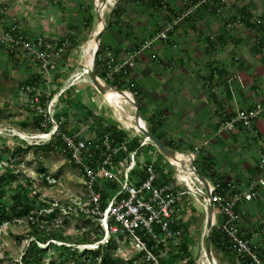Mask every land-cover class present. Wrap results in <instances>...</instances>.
Instances as JSON below:
<instances>
[{
  "label": "crops",
  "instance_id": "0c3cea01",
  "mask_svg": "<svg viewBox=\"0 0 264 264\" xmlns=\"http://www.w3.org/2000/svg\"><path fill=\"white\" fill-rule=\"evenodd\" d=\"M197 2L123 0L127 11L112 26L111 38L106 37L112 47L107 52L114 58L113 65H120L131 52L150 43L138 52L132 66L123 65L114 73L122 72L125 90L137 94L145 126L152 124L161 141H170L173 147L164 144L174 151L190 152L194 167L203 168L205 181L217 186L219 192L231 194L246 187L259 171L257 160L264 123L257 119L252 129L234 132H217V128L236 109L264 102V0H213L212 4L191 7ZM82 3L0 0V26L5 29L8 19H18L17 14L22 18L27 15V22H19L29 35L60 38L62 30L81 18ZM186 11L188 14L170 33L171 41L154 39L162 23ZM237 17L241 18L240 24L226 30V23ZM25 67L19 69L24 71ZM10 69L9 73L13 72ZM161 157L157 154L160 162ZM171 183L175 190L182 187ZM262 196L241 200L238 209L242 211V230L253 235L252 242L264 258V188ZM190 198L180 195L183 209L179 216L183 214L184 219L190 213L186 207L193 206L191 201L188 203ZM221 219L214 206V227ZM212 256L217 264H241L229 251H214Z\"/></svg>",
  "mask_w": 264,
  "mask_h": 264
},
{
  "label": "rangeland",
  "instance_id": "374dc122",
  "mask_svg": "<svg viewBox=\"0 0 264 264\" xmlns=\"http://www.w3.org/2000/svg\"><path fill=\"white\" fill-rule=\"evenodd\" d=\"M91 1L95 14L91 26L77 27L73 30L72 32H74L76 36L67 41V48L54 53V58H47V62L50 63L51 66L45 65L44 68H36L35 66L33 68L31 64L27 63V66L25 67V62L22 60L19 63H22V67L26 68V70L22 71L20 70L22 67H18V69H16L14 66L15 63L9 60L8 55L2 56V51H0V136H13L15 141L28 146L46 143L50 135L56 130V128H58V122L54 116V104L63 92L69 90L70 93L66 95V100L71 101L72 105L67 107L66 104L65 107H67V112H69L67 123L70 124L71 128L73 127L79 130L80 128H85L86 125L90 124V126L92 125L91 128L94 127L93 129L99 130L102 125V120H114L116 124L121 125V127L129 133L131 139L134 136H137L138 139L141 140L140 143L145 141L142 134L137 128H135V126L127 125L116 116L111 102L100 94L95 87H93L89 78L90 68L87 73H84L83 71V66L81 64V48L82 45L93 35V31L97 27L96 8L94 6V2H96V0ZM91 1L82 0V2L86 4H89ZM102 1L103 0H100V2ZM119 2L123 3V0ZM111 8L112 5L109 4L103 9L104 19H107L108 16L110 18L109 13H111ZM2 11H5V8H3ZM79 14H82V12L80 11ZM17 17L18 19L13 18L18 21L21 28H23V24L19 21H22L23 23L27 22V20H29L28 16L26 15L22 18L17 14ZM9 19L8 22H12L11 20L9 21ZM66 31V28L64 31L62 30L63 34H65ZM105 35L106 37L111 38L110 32H107ZM30 36L35 37L33 35ZM51 39L54 38L52 37ZM10 66L14 69H10ZM8 68L11 71L13 70V72L9 73ZM30 70H37V72H41L42 80H45L43 85L41 84L42 82L37 85L38 91L43 90L44 88L47 89V92L51 91L56 84V74L58 73L63 75L62 84L49 97L45 110L41 108L43 112V114H41L44 118L46 119L48 117L52 122L46 132V134L49 135L46 139L33 138V135H38L41 131L34 126L33 115L32 112H29L27 109L25 99L21 96L15 95L14 93V83L12 82V78L22 77ZM79 73L80 75L78 77L77 75ZM101 81L107 84L111 89H115L114 86L106 83L105 79L101 78ZM131 96L135 101L138 100L135 95L131 94ZM129 103L133 106L131 102ZM89 107L92 108L95 115L89 116V118L85 119L84 115H86ZM125 108L127 109L126 106ZM130 111L134 116V106ZM139 111L140 115H144L143 108ZM121 114L123 117H126L125 112H122ZM52 116L53 118L51 119ZM80 116L84 119L79 118ZM147 125L149 130L157 134V131H155L152 127V124ZM89 132L91 135L92 131ZM25 135L27 138H25ZM148 143L151 144V147L145 144L141 145V155H139L140 160L143 159L142 157L144 154H147L148 156V152L150 151L149 148L153 147L156 149L151 141H148ZM142 153L144 154L142 155ZM39 154L40 153L37 150L27 148L17 157V159H15V161L7 162L6 165H3L5 161L4 157L0 159V175L4 174L5 176L4 182H2L4 186V195L0 196V200L5 201L10 186H13L16 183L24 182L25 179H27V188L32 194H36L34 209L31 213V216L33 217L30 216L27 219L20 218L2 223V225H0V264H16L19 262L20 256L29 240L36 237V229L38 231L43 229V232L48 234L49 241H52L55 244L64 243L65 245H72L77 247L80 251L94 250L98 244L107 242V240L111 238L112 243L108 249L109 256L112 257L111 259L115 262V264H129L127 260L135 256L137 251L140 250L132 240L126 238L125 236L123 237L118 235L110 237L109 232L102 227L101 234L97 235L94 229L96 221L91 217H83L80 214L75 213V207L79 204V202L84 201L83 185L81 183L80 173L78 172L76 166L69 162L67 158L55 151L47 152L41 156H39ZM157 164L161 165L160 167L162 171L165 172L167 170V168L163 166L162 162H158ZM138 165H141V163H138ZM117 167L120 168V165L117 164ZM47 176H52L57 180L49 184L47 180L44 181V178ZM118 178H121L120 171L118 173ZM104 185L107 192L110 194L113 188L112 182L105 181ZM178 188L180 190L183 189L182 187ZM190 197L191 198L188 203L190 201L192 202L195 207V212L191 215L190 213H186L187 216L185 219L186 228L189 232V250L196 264H207L203 252V234L205 226L204 203L201 197H194L191 195ZM78 225L81 227H77ZM86 229H89V231H85V235H88L89 238L93 239L94 237H100V239L93 241L92 243H68L53 239L54 234L56 233L69 234L70 236L79 239L83 237V231ZM37 245L39 247L46 246V244L38 241ZM91 245H93V247H91ZM169 246H171L170 243ZM212 252H214L213 249ZM50 256L53 259H57L58 253H53V249L51 248V250L47 253L46 262ZM139 262L140 263L138 264H149L144 262L142 259Z\"/></svg>",
  "mask_w": 264,
  "mask_h": 264
},
{
  "label": "built area",
  "instance_id": "2783aa9c",
  "mask_svg": "<svg viewBox=\"0 0 264 264\" xmlns=\"http://www.w3.org/2000/svg\"><path fill=\"white\" fill-rule=\"evenodd\" d=\"M200 3L212 4L213 0H198L191 7L195 8ZM187 14L188 11L181 16L162 23L156 31L154 39L171 41L170 33ZM11 21L5 29L0 30V48L14 46L20 49L22 54H28L32 60H39L42 68L49 64L47 58L49 59L53 53L63 50L64 46L67 45L66 40H61L60 38H49V41H45L41 36L31 37L24 31V28H21L18 21L14 18ZM240 22V17L228 21L226 30H232ZM149 44V42H145L140 49L131 52L122 64L115 66L112 63L114 58L107 52L104 55L105 59H107L108 67L106 77L109 79L113 78V73L121 69L123 65L132 66L138 52L148 47ZM21 89L31 91L35 87L33 85H23ZM39 101L38 93H32L31 103L36 104L37 111L43 114L41 108L45 110L49 99L45 107L39 106ZM257 119H261L264 123V102H256L249 108L236 109L228 120L218 126L217 132H234L240 128L252 129L254 121ZM49 123H52L50 118L47 117L45 119L43 116L41 124ZM91 126L88 124L85 128H80L72 134H62L64 145L60 148L59 154L64 157L67 154L68 157L65 158L76 166L80 173L84 190V201L79 202L76 208L85 216L99 222L101 227L109 232L110 236H125L132 240L140 250H145L148 257L153 259L154 264H158L157 260L145 247V241L142 237L147 235L156 241L169 237L180 238L181 231L171 229V225L179 217L180 210L183 209L179 205L180 195L188 193L194 197H201L204 206L205 199L199 193L191 192V185L174 172L175 181L180 183L183 189L175 190L172 183L156 184L159 176L156 163L160 161L157 158V154L153 151H149L148 156H143V159L141 158L142 160H140L137 154L138 148H135L129 151L127 164L121 169L118 168L115 159L123 146L131 140V137L120 140L110 137L107 132L100 136H96L95 132H91L92 134L90 135L89 128ZM57 130L58 128L52 134L56 133ZM146 143L148 141H142L140 146ZM259 150L260 153L257 160L259 171L242 190L224 194L217 190V186L210 185L209 187L215 212L222 217L217 227L219 229L220 244L226 251L235 254L241 264H264V258L260 256L257 247L252 242L253 235L245 233L240 226L242 211L238 209V203L241 200L251 201L263 197L264 139L260 141ZM192 159L191 153L188 152V168L193 165H191ZM138 163H141V165H138ZM167 166L169 167L168 164ZM142 168L144 172L143 178H138L137 175L132 174V170L137 171L142 170ZM119 171L120 179L118 178ZM189 173L195 180L193 188L200 193H204L205 190L201 182L193 173ZM45 179L49 184L57 180L52 176H47ZM105 181H115L117 186L112 189L103 205L100 188L104 186ZM156 227L163 233L161 238L156 233Z\"/></svg>",
  "mask_w": 264,
  "mask_h": 264
},
{
  "label": "trees",
  "instance_id": "16d2710c",
  "mask_svg": "<svg viewBox=\"0 0 264 264\" xmlns=\"http://www.w3.org/2000/svg\"><path fill=\"white\" fill-rule=\"evenodd\" d=\"M91 1V0H90ZM155 2V0H154ZM81 18L75 22L71 23L70 26H68L67 31L65 34H63L60 39L66 40V42L69 39H72L76 34L72 32L77 27H89L91 26L95 14L93 11V4L92 1L89 4L82 3L81 4ZM156 7H154L155 9ZM127 9L122 6V3H118L114 10L110 13V18L108 19L107 27L104 30V32L101 34L100 44L97 51V60H96V73L97 75L105 79V82L114 86L116 89H126L127 85L124 84V76H122V72H116L113 75L112 79H109L106 77L107 72V59H105L104 55L106 54L107 50L109 51L112 49L109 45L106 43V33L110 32L112 26L116 23H119L121 16L123 15V12H126ZM156 11V9H155ZM2 12V11H1ZM3 13V12H2ZM24 31L28 34V32L24 29ZM45 41H49L50 39L44 36H41ZM59 39V40H60ZM68 44V42H67ZM139 44V43H138ZM137 44V45H138ZM68 45H65L64 48H67ZM0 51L2 53L8 55L9 60L13 61L15 64V68H18L19 65H21L22 60L26 63H30L36 68L41 67V63L39 60L34 59L32 60L28 54H22L21 50L18 48H15L14 46H11L9 48H0ZM52 58H54V53L52 54ZM51 66V64H48ZM26 75L22 77H15L12 78V82L14 83V93L15 95L23 97L25 99V104L27 106V109L29 112H32L33 120H34V126L39 129L41 132H46L49 129V124H41L43 120V116L41 112L37 111L36 104L31 103V94L32 93H38L40 101L39 106L45 107V104L51 94L60 87L63 81V75L56 74L57 78H55V86L54 88L47 92V89L44 88L43 90H36L37 85L41 83L44 84L45 80H42V73L37 72V70H30L25 73ZM23 85H33L35 89H32L31 91L22 90ZM45 87V85H44ZM135 91V90H134ZM2 93V92H1ZM70 93L69 90L66 92H63L58 98L56 103L54 104V116L57 119L58 122V130L56 133L52 134L49 141L43 144H30L32 146H28L25 144H21L18 141H15V138L12 137H5L0 136V159L4 157L5 161L3 165H6L7 162L15 161L17 157L27 148H33L37 150L41 156L42 154H45L47 152L55 151L56 153H59L60 148L64 145L62 140V134H72L77 129L71 128L70 124H68L67 117L69 116V112H67V107L72 105L71 101L66 100V95ZM137 94H135L136 96ZM137 98V96H136ZM80 99V98H79ZM137 102L139 104V109L141 110V103L139 102V98H137ZM67 104V107H65ZM95 115L92 111V108L87 109L86 115H84V118L87 119L89 116ZM79 118L84 119L82 116ZM101 126L99 130H95L93 128H89V131L95 132L96 136H100L103 133H108L110 137L116 138V139H126L129 137V133L121 127V125L116 124L114 120H108L104 119L101 121ZM155 131L156 128L152 126ZM151 131V130H150ZM158 139L163 140L161 136L151 131ZM140 141L137 136H134L128 143H126L121 151L119 152L118 157L115 159V163L120 165V168H123L127 162L129 161V151L138 148L137 154L138 156L141 155L140 149ZM24 142V141H22ZM165 143V142H164ZM166 145L173 147L169 142L165 143ZM145 145H148L151 147L150 143H147ZM150 151H157L155 148H149ZM158 152V151H157ZM144 153H142L143 155ZM161 157V153H157ZM144 156H147V154H144ZM65 157H68L66 154ZM162 163L164 166H167V163L165 160L161 157ZM168 171L164 172L162 171L160 164L156 163V169L159 172V176L157 177L156 184L158 183H171L176 182L175 178L173 177L172 170L167 166ZM201 174H203V168H197ZM133 175H137L138 178L144 177L143 168L142 170H132ZM4 174L0 175V196L4 195V189H3V183L4 182ZM13 178V177H11ZM44 178V177H43ZM45 179V178H44ZM46 181V179L44 180ZM177 183V182H176ZM27 179L24 180V182L16 183L13 186L9 187V192L5 198V201L0 200V225L5 222H10L16 219L25 218L31 216V213L34 209V203L36 201V194H32L30 190L27 188ZM112 187L115 188L117 186V183L115 181L112 182ZM112 188V189H113ZM101 191V201L104 205L106 200L109 197V192H107V189L104 186L100 188ZM187 195L190 196V194L187 193ZM186 210L190 213H193L195 211V208L192 205H188L186 207ZM75 213L80 214L81 216L85 217V215L79 211L75 207ZM33 217V216H31ZM42 218V216H41ZM32 220V219H31ZM34 222V221H32ZM31 223V221H30ZM77 227H81L78 225ZM95 233L97 235L101 234L102 228L99 222L96 221L95 223ZM172 230H180L181 231V237H169L165 238L164 240H154L150 236H143V240L145 241V247L150 251L151 255L157 260L158 264H196L194 259L191 256L190 250H189V232L186 228L185 219L183 218V214L179 216L174 223L171 225ZM156 233L159 238L163 236V233L156 227L155 228ZM89 231V229L84 230L83 237L82 238H75L70 236L69 234L65 233H56L54 234V240L61 241V242H68V243H92L93 241H97L100 239V237H94L93 239L89 238L88 235H85L86 232ZM36 237L29 240L27 243V246L24 248L19 262L16 264H115V262L111 259L112 257L109 256L108 249L111 246L112 239L110 238L107 240V242L100 243L96 246L94 250H83L80 251L77 247H74L72 245H65L64 243L61 244H55L52 241H49L48 234H45L43 232V229L41 231L35 230ZM111 237V236H110ZM176 240V241H174ZM179 240V241H177ZM37 241L43 244H46L44 247H39L37 245ZM169 243L171 246H169ZM211 247L215 252H225L226 250L222 247L219 241V229L217 227H214L211 232ZM53 249V253H58V258L53 259L51 256L49 257L48 261L46 262V256L49 250ZM143 260L146 263L154 264V261L151 257H148L145 250H138L136 255L129 258L127 262L129 264L133 263H140V260Z\"/></svg>",
  "mask_w": 264,
  "mask_h": 264
},
{
  "label": "water",
  "instance_id": "95a60500",
  "mask_svg": "<svg viewBox=\"0 0 264 264\" xmlns=\"http://www.w3.org/2000/svg\"><path fill=\"white\" fill-rule=\"evenodd\" d=\"M118 1L120 0H113L112 8L111 11L114 10V8L116 7ZM94 6L96 8V16H97V21L100 20V16L98 14V10H97V5L96 2H94ZM110 14V13H109ZM108 19H103V25L101 26V28H97L95 29V33H94V39L96 41V49L93 52V58H92V65L90 67L89 70V78L91 81V84L93 85V87H95V89L104 96V91H105V86L102 85V81L101 78L97 75L96 73V60H97V51L99 48V44H100V39H101V34L103 33V31L106 29L107 27V23H108ZM117 92H122V93H127L125 89H113ZM131 94V92H129ZM105 97V96H104ZM131 103L134 106V122L136 124V128L140 131V133L142 134V137L144 138H149L152 142V144L156 147V149L158 150L159 153H161L164 157V160L167 162V164L169 165V167L171 168V170L181 176L182 173H184L183 170H185L186 168H184L183 166H181L180 164H178L175 156H174V150L169 148L168 146H166L160 139H158L146 126L145 124L142 126L141 125V116H140V111H139V105L138 102L134 100V98L131 99ZM188 153V152H187ZM192 165V162H191ZM188 172V177L184 178L185 181L191 185V192L193 193H199L204 199H205V207H204V215H205V222H204V239H203V252H204V256L206 258V262L208 264H217L216 261L214 260L213 256H212V250H211V232L212 229L214 228V221H213V217H214V204L211 201V192H210V185L205 181L204 177L202 174L199 173V171L193 167L188 168L187 169ZM189 172L193 173L194 176L201 182V184L204 187L205 192L204 193H200L199 191L195 190L193 188V185H195V180L193 179V177L189 174Z\"/></svg>",
  "mask_w": 264,
  "mask_h": 264
},
{
  "label": "bare ground",
  "instance_id": "6f19581e",
  "mask_svg": "<svg viewBox=\"0 0 264 264\" xmlns=\"http://www.w3.org/2000/svg\"><path fill=\"white\" fill-rule=\"evenodd\" d=\"M112 3H113V0H103L102 2H100V0H96L97 10H98V14L100 16V20L97 21V28H101V26L103 25V19H104L103 9L107 5L112 4ZM94 33H95V30L93 31V35L82 45V48H81V64L83 66L84 73H87V71L89 70V68L92 65L93 52L97 46L96 41L94 39ZM79 75H80V73L77 76L79 77ZM102 85L105 86L104 96L107 100H109L111 102L116 116L120 120L125 122L127 125L135 126V128H136V124L134 122V116L131 114V111H130L133 108V106L129 103V102H131V99H132L131 94L128 91H126L127 93L117 92V91L111 89L103 81H102ZM125 106L127 107V109L125 108ZM122 112H125L126 117L122 116V114H121ZM144 124H145L144 121L141 119V125L143 126ZM40 134H42V135H40ZM48 136L49 135L46 134V132H41L38 135H33V138L46 139V138H48ZM25 138H27L26 135H25ZM149 140H150L149 138H145V141H149ZM174 156H175L178 164H180L184 168L188 169V167H189L187 165L188 154H186L185 152H181V151H175ZM181 177L187 178L188 172L182 173ZM91 247H93V245H91Z\"/></svg>",
  "mask_w": 264,
  "mask_h": 264
}]
</instances>
